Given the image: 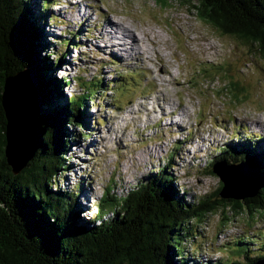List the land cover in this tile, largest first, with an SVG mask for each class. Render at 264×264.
<instances>
[{"label":"rangeland","instance_id":"374dc122","mask_svg":"<svg viewBox=\"0 0 264 264\" xmlns=\"http://www.w3.org/2000/svg\"><path fill=\"white\" fill-rule=\"evenodd\" d=\"M27 3L34 13L42 8V2ZM45 5L48 52L65 60L55 74L67 82L64 95L94 94L82 107V125L67 129L68 170L56 178L77 193V210L93 217L105 190L123 194L162 166L177 192L197 202L221 184L210 172L217 157L237 163L250 152L264 161V63L237 39L220 37L186 0L169 1L166 8L152 0H48ZM110 20L138 39L140 32L153 35L163 61L145 41L134 48ZM121 40L128 44L120 46ZM141 47L150 50L139 59ZM182 112L187 117H180ZM259 196L264 202V188ZM262 213L233 216L219 206L202 222L189 223L194 240L188 248L197 261L244 264L233 245L243 239L251 257H263L264 236L256 235L264 234Z\"/></svg>","mask_w":264,"mask_h":264},{"label":"trees","instance_id":"16d2710c","mask_svg":"<svg viewBox=\"0 0 264 264\" xmlns=\"http://www.w3.org/2000/svg\"><path fill=\"white\" fill-rule=\"evenodd\" d=\"M28 1L0 0V264H242L197 261L188 248L194 240L189 223L202 222L219 206L231 210L233 216L245 213L252 218L258 212L264 214L260 190L244 200H224L219 196L220 184L213 194L190 203L184 192H177L173 177L162 166L123 194L105 190L93 217L77 210V193L61 187L56 178L59 172L68 170L63 160L69 146L67 129L82 125L86 100L94 94L85 92L71 98L64 95L67 82L55 74L65 60L62 56L52 58L43 31L48 0H36L42 2L36 13L30 4H25ZM152 1L166 8L172 0ZM186 3L220 37L237 39L251 52L256 51L264 63V0ZM65 44L67 47L69 41ZM24 69L35 77L41 95L37 117L42 137L34 158L14 176L4 156L6 119L1 95L5 79ZM31 86L26 84L24 92H20L21 100L15 104L19 114L27 110L29 93L34 88L32 83ZM249 154L250 158L237 163L255 162L264 175L263 155L258 159ZM223 157L210 164L211 173L214 163L226 162ZM80 220L83 223L77 222ZM233 245L242 252L244 264L264 258L251 257L243 239Z\"/></svg>","mask_w":264,"mask_h":264},{"label":"water","instance_id":"95a60500","mask_svg":"<svg viewBox=\"0 0 264 264\" xmlns=\"http://www.w3.org/2000/svg\"><path fill=\"white\" fill-rule=\"evenodd\" d=\"M30 82L34 87L29 93L31 103L28 102L27 112L19 114L16 105L21 100L20 92H24L23 88L26 84L32 87ZM1 104L6 119L4 156L11 173L17 176L34 158L42 137V128L37 117L41 108V95L36 86L35 77L28 69L21 70L5 79ZM19 106L21 110V104ZM212 172L221 181L222 188L219 196L224 200L251 198L264 188V175L252 161L233 164H226L225 161L216 162L212 166ZM252 264H264V258Z\"/></svg>","mask_w":264,"mask_h":264},{"label":"bare ground","instance_id":"6f19581e","mask_svg":"<svg viewBox=\"0 0 264 264\" xmlns=\"http://www.w3.org/2000/svg\"><path fill=\"white\" fill-rule=\"evenodd\" d=\"M77 12H79L80 13V9H78V11ZM108 22H110V24L117 30V31H119V32H121L122 34H124L125 35V38H127V40H129L131 43H132V45L134 46V48H136V47H139L138 45H139V43L141 44L143 41H145L146 43H148V44H150V45H152V47H153V50H150V53H151V51H153L152 52V54H153V56L155 57V59L156 60H158L159 62H162L163 61V59H162V54L160 55L159 54V51L153 46L154 45V43H156V41H155V39L154 38H152L151 36H153V35H150L149 36V38L145 35V33L143 32V33H141L140 32V34H142V38H140V39H138V36H136L135 35V33H134V31H132V30H129L128 28H125V27H121L119 24L117 25L115 22H113V21H108ZM107 22V23H108ZM110 28V27H109ZM146 32V31H145ZM148 33V32H147ZM104 34H109V32H108V30H106L105 28H104ZM116 34H117V32H116ZM118 36H120V35H118ZM112 37V36H111ZM106 40V39H105ZM125 40V39H124ZM158 41V40H157ZM195 42V41H194ZM104 43V45H103V49H108L109 48V45H107L106 43H105V41L103 42ZM126 44H128L126 41H123V40H121V41H119V45L120 46H125ZM145 44V43H144ZM110 46H112V45H110ZM115 46V45H114ZM157 46V45H156ZM138 50V49H137ZM149 50H147V49H145V48H142L141 47V49L140 50H138V51H136V57L137 58H139V59H141V57L143 56V54L144 53H147V54H149ZM171 50V49H170ZM140 51V52H139ZM164 66V65H163ZM165 69V68H164ZM174 80V79H173ZM17 88V87H16ZM42 105V104H41ZM172 111H169V113H168V115L171 113ZM183 116H186V113L185 112H182L181 114H180V117H183ZM161 117V115L159 116V119H162V118H160ZM187 117V116H186ZM185 118V117H184ZM174 119V118H173ZM182 119V118H181ZM159 121V120H158ZM173 121V120H172ZM172 121H170V125H179V122L178 121H174V122H172ZM258 125H260V124H258ZM177 127H179V128H181L180 126H177ZM23 130V129H22Z\"/></svg>","mask_w":264,"mask_h":264},{"label":"clouds","instance_id":"9594fccd","mask_svg":"<svg viewBox=\"0 0 264 264\" xmlns=\"http://www.w3.org/2000/svg\"><path fill=\"white\" fill-rule=\"evenodd\" d=\"M47 21H48V19H47ZM61 79H63L64 77H60Z\"/></svg>","mask_w":264,"mask_h":264}]
</instances>
